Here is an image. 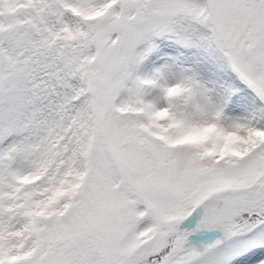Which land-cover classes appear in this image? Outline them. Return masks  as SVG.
Instances as JSON below:
<instances>
[{"label": "snow or ice", "instance_id": "obj_1", "mask_svg": "<svg viewBox=\"0 0 264 264\" xmlns=\"http://www.w3.org/2000/svg\"><path fill=\"white\" fill-rule=\"evenodd\" d=\"M0 264H264V0H0Z\"/></svg>", "mask_w": 264, "mask_h": 264}]
</instances>
